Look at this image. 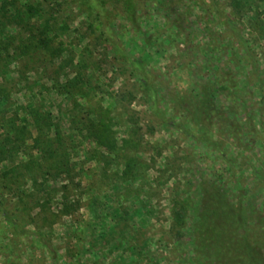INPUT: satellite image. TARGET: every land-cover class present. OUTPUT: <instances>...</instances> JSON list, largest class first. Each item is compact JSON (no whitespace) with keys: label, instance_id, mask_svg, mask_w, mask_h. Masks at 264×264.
Segmentation results:
<instances>
[{"label":"rangeland","instance_id":"374dc122","mask_svg":"<svg viewBox=\"0 0 264 264\" xmlns=\"http://www.w3.org/2000/svg\"><path fill=\"white\" fill-rule=\"evenodd\" d=\"M87 1L117 54L67 2L0 0V194L18 225L0 216V264H50L39 236L58 264H178L194 232L186 218L176 236L172 214L200 177L257 232L264 0ZM208 78L223 119L203 144L171 97Z\"/></svg>","mask_w":264,"mask_h":264},{"label":"trees","instance_id":"16d2710c","mask_svg":"<svg viewBox=\"0 0 264 264\" xmlns=\"http://www.w3.org/2000/svg\"><path fill=\"white\" fill-rule=\"evenodd\" d=\"M47 1L56 6L67 2L82 12L87 28L97 37L100 46L111 55L117 54L116 48L109 44L108 37L104 35L99 15L87 0ZM225 16L224 24L230 29L232 37L241 45L243 52L248 54L251 63L254 62L252 49L240 28L237 27L234 18L230 14ZM131 72L134 74L133 69ZM218 84L217 80L208 78L198 84L194 82L189 90L182 93L174 92L171 97L173 106H176L179 113L195 128L197 140L203 144L213 141L208 135L211 132V126L214 121L223 119V109L220 110L219 105L215 104V98L217 94H220ZM227 111L230 113L229 110ZM102 130H105L103 125ZM100 141L102 146L111 145V141L106 136H102ZM189 191L190 189L184 191V197L179 200L178 208L172 214V218L176 219L177 227L174 231L176 236L184 228L186 218H192V232H194L192 248L189 251L176 253L178 264H246L244 261L251 264H263L261 251L256 249V243L260 237L264 238V225L259 224L257 232H252V225L241 212L234 211L232 205L225 199L219 184L213 179L200 177L192 185L191 192ZM0 216L12 229L17 228L18 225L12 215L2 204L1 194ZM237 218L244 224L243 230L238 229ZM37 240L44 246L50 264H58L52 245L42 236H39ZM187 253L188 257H185Z\"/></svg>","mask_w":264,"mask_h":264}]
</instances>
